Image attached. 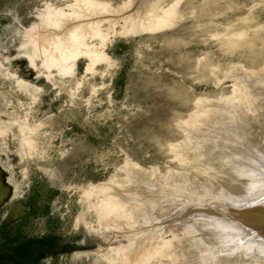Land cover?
<instances>
[{
    "label": "rangeland",
    "instance_id": "rangeland-1",
    "mask_svg": "<svg viewBox=\"0 0 264 264\" xmlns=\"http://www.w3.org/2000/svg\"><path fill=\"white\" fill-rule=\"evenodd\" d=\"M133 1L0 0V264L182 262L187 230L131 251L119 194L211 167L186 148L264 72V0Z\"/></svg>",
    "mask_w": 264,
    "mask_h": 264
},
{
    "label": "bare ground",
    "instance_id": "bare-ground-1",
    "mask_svg": "<svg viewBox=\"0 0 264 264\" xmlns=\"http://www.w3.org/2000/svg\"><path fill=\"white\" fill-rule=\"evenodd\" d=\"M144 1L133 7L141 10ZM243 82L247 102H225L189 139L188 153L210 168L164 177L138 172L127 187L131 194H119L138 206L131 251L157 248L156 239L175 228L187 230L181 248L171 245L182 257L177 264H264V72Z\"/></svg>",
    "mask_w": 264,
    "mask_h": 264
}]
</instances>
